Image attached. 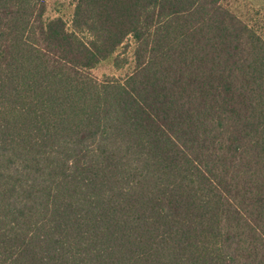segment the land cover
Masks as SVG:
<instances>
[{
    "label": "trees",
    "instance_id": "1",
    "mask_svg": "<svg viewBox=\"0 0 264 264\" xmlns=\"http://www.w3.org/2000/svg\"><path fill=\"white\" fill-rule=\"evenodd\" d=\"M249 1L0 0V264H264Z\"/></svg>",
    "mask_w": 264,
    "mask_h": 264
},
{
    "label": "rangeland",
    "instance_id": "2",
    "mask_svg": "<svg viewBox=\"0 0 264 264\" xmlns=\"http://www.w3.org/2000/svg\"><path fill=\"white\" fill-rule=\"evenodd\" d=\"M48 1V14L55 15L60 14L63 18L69 22L71 17V12L73 8L74 0H47ZM249 4L252 3L255 6H264V0H250ZM130 48L126 49L124 53L125 59H128L131 54ZM126 61H120L121 67L118 69H112L111 63L106 65H102L93 71V74L96 76L97 79L101 80L105 77H114V78H122L124 77L130 70L131 65L125 64Z\"/></svg>",
    "mask_w": 264,
    "mask_h": 264
}]
</instances>
